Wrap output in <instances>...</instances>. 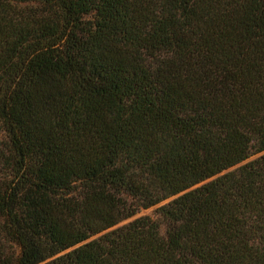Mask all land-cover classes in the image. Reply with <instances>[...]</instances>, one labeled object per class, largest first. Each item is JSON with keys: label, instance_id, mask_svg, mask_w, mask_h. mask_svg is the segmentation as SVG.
<instances>
[{"label": "trees", "instance_id": "trees-1", "mask_svg": "<svg viewBox=\"0 0 264 264\" xmlns=\"http://www.w3.org/2000/svg\"><path fill=\"white\" fill-rule=\"evenodd\" d=\"M0 264H264V0H0Z\"/></svg>", "mask_w": 264, "mask_h": 264}, {"label": "rangeland", "instance_id": "rangeland-1", "mask_svg": "<svg viewBox=\"0 0 264 264\" xmlns=\"http://www.w3.org/2000/svg\"><path fill=\"white\" fill-rule=\"evenodd\" d=\"M150 208L147 209H141L138 213H142V212H148Z\"/></svg>", "mask_w": 264, "mask_h": 264}]
</instances>
